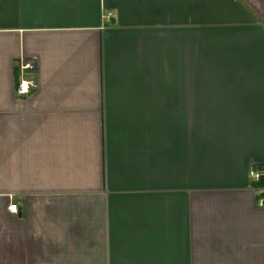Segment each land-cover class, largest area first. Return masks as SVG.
I'll use <instances>...</instances> for the list:
<instances>
[{
    "label": "crops",
    "instance_id": "0c3cea01",
    "mask_svg": "<svg viewBox=\"0 0 264 264\" xmlns=\"http://www.w3.org/2000/svg\"><path fill=\"white\" fill-rule=\"evenodd\" d=\"M252 167L264 0H0V264H264Z\"/></svg>",
    "mask_w": 264,
    "mask_h": 264
},
{
    "label": "built area",
    "instance_id": "2783aa9c",
    "mask_svg": "<svg viewBox=\"0 0 264 264\" xmlns=\"http://www.w3.org/2000/svg\"><path fill=\"white\" fill-rule=\"evenodd\" d=\"M34 68L35 63L32 59L20 58L18 61V85L17 92L20 95H27L32 90L37 87L36 81L34 79ZM250 176L253 180L258 182L262 177H264V171L261 169H257L252 167L250 169ZM260 204H264V198L260 199ZM10 211L17 212L18 205L16 203H12L9 206Z\"/></svg>",
    "mask_w": 264,
    "mask_h": 264
},
{
    "label": "trees",
    "instance_id": "16d2710c",
    "mask_svg": "<svg viewBox=\"0 0 264 264\" xmlns=\"http://www.w3.org/2000/svg\"><path fill=\"white\" fill-rule=\"evenodd\" d=\"M264 185V178L262 177L257 183L256 186H263Z\"/></svg>",
    "mask_w": 264,
    "mask_h": 264
}]
</instances>
